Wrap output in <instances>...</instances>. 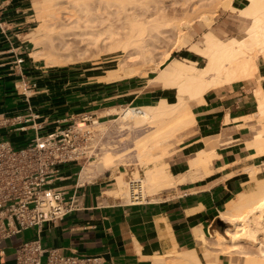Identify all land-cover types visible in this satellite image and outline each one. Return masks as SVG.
I'll use <instances>...</instances> for the list:
<instances>
[{"label": "crops", "instance_id": "0c3cea01", "mask_svg": "<svg viewBox=\"0 0 264 264\" xmlns=\"http://www.w3.org/2000/svg\"><path fill=\"white\" fill-rule=\"evenodd\" d=\"M32 1L0 0V113L24 119L32 108L35 125L42 123L41 131L46 133L76 114L89 112L108 121L118 114L113 108L155 104L168 97V88L149 83L150 75L100 81L94 68L49 67L43 59H34L36 47L29 34L38 19ZM243 2L233 0V5L240 7ZM213 28L222 35L238 33L226 19H217ZM193 53L188 59L199 63L200 55ZM259 68L264 76V57L259 60ZM257 87L258 77L234 81L209 89L205 100L193 105L196 122L192 132L164 157L176 181L148 193L144 202L132 203L115 192L117 177L123 174L127 178L129 170L133 174L134 165L120 163L115 169H111L114 165L106 166L85 180L81 179L80 164L62 165V183L78 196L77 209L63 219L4 239L0 264L14 263L17 248L34 239H39L44 248H60L70 255L100 256L105 264H182L179 257H171L174 246L179 248L177 253L195 249L203 255L205 247L198 243L195 229L202 227L206 236L222 233L220 212L237 194L254 189L256 182L248 169L264 166V152L258 153L248 145L254 139V125L259 127L253 116L258 115ZM11 132L15 135L11 142L18 139L17 143L24 144L28 140L19 131ZM24 133L31 138L35 130ZM204 136L208 141H203ZM131 144L126 141L118 151ZM199 158L209 164L204 168L201 163L205 161ZM142 169L140 173L145 171ZM225 254L219 255L221 264Z\"/></svg>", "mask_w": 264, "mask_h": 264}, {"label": "bare ground", "instance_id": "6f19581e", "mask_svg": "<svg viewBox=\"0 0 264 264\" xmlns=\"http://www.w3.org/2000/svg\"><path fill=\"white\" fill-rule=\"evenodd\" d=\"M206 1L208 2L204 3L203 8L194 11V15L188 14L184 22H181L184 19L178 20L179 16H171L174 11L169 7L167 9L173 13L166 12L163 0L32 1L39 21L29 34L36 47L32 52L34 59H44L48 66H62L78 62L88 52L92 54L97 52L95 55L99 54L103 59H112L107 62L117 61L116 65L108 66L102 77L104 80H119L142 74L145 69H154L156 74L152 76L150 83L174 90L175 96L172 99L162 97L155 104H142L144 110L142 114H133L130 109H123L124 106L119 109L113 108L120 113L117 118L119 121L131 123L134 131L143 130L139 136L137 135L136 148L133 147V150L138 149L139 155L136 156L145 164L144 175L141 176L140 169H137L134 171L135 178L130 181L123 174L116 180L115 192L127 196L128 201L137 200L128 197L134 187L143 196L162 187H169L176 181L168 170L169 165L164 161V157L169 155L173 143L179 144L185 139L183 137L196 122L193 105L204 101L205 93L213 87L258 77L259 87L256 89L258 115L257 117L252 115L255 117L254 121L259 122V127L256 128L253 123L255 135L248 145L254 146L258 153L264 152V76L259 68V60L264 57V0H244V5L240 7H235L233 0ZM219 6L237 12L239 18L237 34L220 36V31L213 28V14ZM194 20H198L197 29H194L195 32L194 30L189 32L191 35L199 33L200 37L196 40L185 32V29L193 27ZM117 21L121 23L118 24ZM204 27L207 30L198 32ZM172 28L176 35L175 44L179 48L187 46L188 50L198 53L205 59L203 65L186 57L183 59L171 57L169 51H164L162 60L156 61L152 68L130 67L137 59L143 61L152 59L154 52L162 45L159 41H164L161 38L167 37L169 33L166 31L171 32ZM204 139L203 141H208L206 137ZM115 151L103 152L89 164H85L80 173L81 179L93 176L118 160L121 153ZM123 153L125 155L127 152ZM203 153L205 151L200 152ZM198 160L204 162L206 159ZM207 163L209 164L205 161L201 164L205 168ZM191 164L195 165L192 161ZM248 170L255 179V189L240 192L234 199H230L226 209L220 212V217L230 224L226 232L233 241H258L257 243L261 244L259 255L245 259L246 264H264V249L258 240L259 234H264V166H252ZM199 227L195 229L198 243L208 247L207 249L210 248L209 250L217 251L211 245L214 243L220 245L224 240H228L219 231L212 236H206L202 227ZM237 244L234 243L233 246ZM177 250L174 246L171 257L173 254L174 258L179 257L182 264H205L208 261L204 260V256L209 255L207 252L201 255L195 249L181 253H177ZM218 251L226 254L233 252V250L224 252V248H219ZM236 251L237 255L238 250ZM216 256L217 262L221 264L219 254Z\"/></svg>", "mask_w": 264, "mask_h": 264}, {"label": "built area", "instance_id": "2783aa9c", "mask_svg": "<svg viewBox=\"0 0 264 264\" xmlns=\"http://www.w3.org/2000/svg\"><path fill=\"white\" fill-rule=\"evenodd\" d=\"M20 62L22 60H19ZM133 114L144 112L140 105H126ZM34 111L29 108L24 119L20 115L0 113V246L4 239L30 227L63 219L77 209L78 196L68 192L62 183L65 176L61 166L68 163L85 164L105 150H118L120 139L129 130L117 118L104 121L89 112L64 118L52 131L42 132L43 124L35 125ZM33 122V127L26 124ZM35 134L22 145H14L6 132ZM7 130V131H6ZM128 197L144 202L134 187ZM12 264H105L97 255H70L60 248H44L39 239L24 242L16 250Z\"/></svg>", "mask_w": 264, "mask_h": 264}, {"label": "rangeland", "instance_id": "374dc122", "mask_svg": "<svg viewBox=\"0 0 264 264\" xmlns=\"http://www.w3.org/2000/svg\"><path fill=\"white\" fill-rule=\"evenodd\" d=\"M163 1H164L163 4L164 5L165 4L167 5V7H166V5L164 6L165 9H167L169 7L170 9H172V11H174V13H173L171 10H168L167 9L166 12L167 11H168V13L170 12L169 14L173 13V14H171V16H173V15H175L177 17L179 16L178 17V20H179V18H180V20L184 19L181 22H184L187 19L186 16L188 14L194 15V11L195 10L196 11L197 10H200L201 8L204 7V3L208 2L206 0H203V1L202 0H163ZM244 3L245 2H243V5H244ZM138 9L140 10L139 7H138ZM141 10H142V8H141ZM235 10H237V9H235ZM213 15H214V21H213V23H215V21L217 19H219V22H221L223 19L224 20L226 19V20L229 21V23L231 25V28L233 30H234V28L235 29L238 28L237 26H238V23H239V18L237 16V12L236 11H233L231 8L224 9L223 7L219 6L218 8H216V12ZM35 17L37 18V12H36V10H35ZM117 22H118V24H119V22L121 23V21H117ZM197 22H198V20H194L192 22L193 27L190 28V29H185V32L188 33V34H190L189 30L197 29ZM38 24H39V21L37 22V25ZM170 30H171V32L166 31V33H169V35H167V37L169 36V38L163 36L161 38V40L164 39V41H159V42H162V43H160L162 45L159 46L160 48L154 52V55L152 56V59L146 60V61H143L142 59H137V60H135L134 62L131 63V66L130 67H134V68L138 67V68H144V69L145 68H152L154 65H156L155 64L156 61H158V60L161 61L162 60V57H163L162 52H164V51H169L171 57H177V58H180V59H183L185 57L191 58L190 56L191 55H194V53L193 52H190L188 50V47L187 46H185L183 48H179L178 45H176L177 43L174 42V41H176V39H175L176 38V35L172 31L174 29L172 28ZM200 30L198 32L201 33L204 30H207V28L204 27V28H202ZM194 32H195V30H194ZM232 32H234V31H232ZM232 32L231 33L229 32V34L232 35ZM190 36H192L193 40H196V39H198L200 37L199 33L198 34L195 33L194 35H191L190 34ZM220 36H224V35H222L220 33ZM96 53L97 52H94V54H92V53L88 52L83 58L79 59L78 62L70 63V64L62 65V66H52V67H59V68H70V67H72L74 69L75 68L76 69H81L83 67L86 68V69L87 68H94L95 71L98 72V77H99L100 81H104V78H102L103 77V73L106 72L108 66H110L111 64L112 65H116L117 64V61L107 62V61H110L112 59L111 58H109V59H103L99 54H98V56L95 55ZM42 61H44V63L46 64V62H45L44 59ZM198 61H199V64L200 65H203L205 63V59L203 57H201V56L198 57ZM155 72H156V70H154V69H145V70H143V73L142 74H135V75H132L130 77H135L137 75H142V76H148V75H150V77H149V83H150L151 80H152V76L154 74H156ZM151 84H156V83H151ZM168 93H169V95H168V98L169 99H172L173 96H175L173 89H168ZM119 115H120V113H118L117 115H115V118H118ZM118 121H119V119H118ZM120 122L121 121H119V124L122 123V122L121 123ZM125 124H128V125H125ZM121 126L122 127H125V126L128 127L129 126L128 128H131V130L130 129L128 130V132H127L128 134L126 133L120 139V141L123 143L121 145H124V143L126 141H131L133 145L131 144L132 147L129 145L128 148H126L127 150L126 149L124 150L125 152H127V153H125V155L123 153L124 151H119L121 153L120 154V158L118 160L112 162L111 164H109V166H113L114 165L111 169H115L120 163H123V164H126V165L127 164H130V165L136 166L137 168L135 167L134 171L137 170V169H140L141 167L143 168V170H145V164H143V162L140 161L141 159L139 157H137L139 155L138 149L137 150L136 149L133 150V147L136 148L135 147V141L137 140V137L140 135V133L143 132V130L138 131V129L135 128L137 131L136 130L134 131V129H132V127H131V123H127V122H123L121 124ZM132 131H134V132L132 133ZM191 132H192V130L190 129V131L188 132V134L185 135L183 138H187L188 135ZM6 133H7V138H9V139L15 138L14 133H12V132H6ZM21 134L24 137H27V139H29L28 136H30V135H28L27 133H24L23 134V132H21ZM18 141H19L18 139H14L12 142H13L14 145L23 144V142L17 143ZM173 144L176 145L177 143H173ZM173 146H170V147H173ZM131 148H132V150L130 151ZM109 151H113V150H105L104 152H109ZM119 152L117 150V153H119ZM135 152L138 153V154H136ZM121 155H122V158H121ZM89 163H87V164H89ZM138 163H140V164H138ZM128 172H129L127 174V178L128 179L127 178L126 179L130 181L131 179L135 178V174L134 173L131 174L132 175V178L129 179V175H130L131 171L129 170ZM142 172H144V171H141V176H142ZM252 188L255 189V185ZM263 218H264V216H263ZM229 225L230 224L225 221V226H224V229L222 231V233L226 236V238L228 240H224V242L222 244H220V245L219 244H216V243H214V244L211 245L213 247V249H215L217 251L209 250L210 248L207 249L208 247H205L204 246L205 247V252L209 253L208 256H204V258H205L204 260H208L207 262H205V264H219L217 262V259L215 258V257H217L216 256L217 254L220 255L222 253V252H219L218 251L219 248H224V252L232 251L233 250V252H229V253L225 254V256H226L225 258L226 259L223 262V264H246L245 259H248L249 257L254 258L257 255H259V253H260L259 252L260 247H262L261 244L259 245V243H257L258 241L257 242L256 241L255 242H251V241H247V240H237V241H233L231 239V236L226 232V228ZM258 240L261 241V243L263 245V249H264V234L263 233L259 234ZM234 243H238L239 245L237 244V245L233 246ZM215 247H219V248H215ZM236 250H238L237 255H236V252H237ZM241 255L243 257H246L248 255L249 256L246 257V258H243V257H241ZM242 260H243V262H242Z\"/></svg>", "mask_w": 264, "mask_h": 264}, {"label": "water", "instance_id": "95a60500", "mask_svg": "<svg viewBox=\"0 0 264 264\" xmlns=\"http://www.w3.org/2000/svg\"><path fill=\"white\" fill-rule=\"evenodd\" d=\"M218 223L221 227H224L225 226V221L223 219H219L218 220Z\"/></svg>", "mask_w": 264, "mask_h": 264}]
</instances>
